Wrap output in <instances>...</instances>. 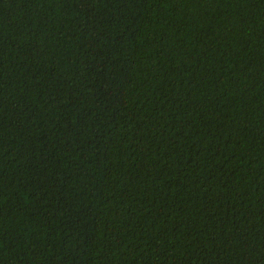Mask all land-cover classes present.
<instances>
[{"label":"trees","instance_id":"1","mask_svg":"<svg viewBox=\"0 0 264 264\" xmlns=\"http://www.w3.org/2000/svg\"><path fill=\"white\" fill-rule=\"evenodd\" d=\"M0 264H264V0H0Z\"/></svg>","mask_w":264,"mask_h":264}]
</instances>
